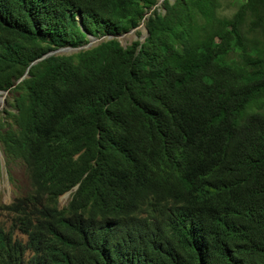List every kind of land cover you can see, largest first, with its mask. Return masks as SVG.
I'll list each match as a JSON object with an SVG mask.
<instances>
[{"label": "trees", "instance_id": "trees-1", "mask_svg": "<svg viewBox=\"0 0 264 264\" xmlns=\"http://www.w3.org/2000/svg\"><path fill=\"white\" fill-rule=\"evenodd\" d=\"M158 3L0 0V264H264V0Z\"/></svg>", "mask_w": 264, "mask_h": 264}, {"label": "rangeland", "instance_id": "rangeland-1", "mask_svg": "<svg viewBox=\"0 0 264 264\" xmlns=\"http://www.w3.org/2000/svg\"><path fill=\"white\" fill-rule=\"evenodd\" d=\"M222 2L226 3V0H222ZM231 13L232 9L223 7V5L221 6L220 15L229 17ZM139 30L141 31L140 35H142V30ZM136 38H138L136 31H133L132 33L118 37V40L122 46H126ZM96 43H98L97 40H92L90 46ZM2 97L3 95L0 94V134H3L8 127L7 124L11 123L6 111H11L10 103L12 97L8 94L3 102ZM29 190L30 186L24 164L21 161L8 159L4 152V146L0 142V229L10 231L12 228L13 216L3 207L10 205L15 199L24 196ZM68 199L69 196L60 198L59 206L63 207L66 205ZM16 236L23 240L20 234L17 233Z\"/></svg>", "mask_w": 264, "mask_h": 264}, {"label": "water", "instance_id": "water-1", "mask_svg": "<svg viewBox=\"0 0 264 264\" xmlns=\"http://www.w3.org/2000/svg\"><path fill=\"white\" fill-rule=\"evenodd\" d=\"M163 0H159V3L160 2H162ZM158 3V4H159ZM139 29H141L142 30V32H143V34L140 36V38H139V40L141 41V42H143V40L145 39V37L147 36V31H146V29H145V27L144 26H141ZM133 32V30L132 31H130L129 33H132ZM125 35V34H124ZM123 36V35H122ZM89 38V43L85 46V47H88V46H90V42H92V40H96V39H94V38H91V37H88ZM76 50H78V49H72V48H61V49H58V50H56V51H54V52H50V53H48V54H45L44 56H42L41 58H39V59H37V60H35V61H33L32 62V65L33 64H35V63H37V62H40L41 60H44V59H46L47 57H49V56H51V55H53V54H67V53H71V52H75ZM26 76V75H25ZM21 81V79L20 80H18L17 82H16V84L18 83V82H20ZM0 94H2L3 95V97H2V102L4 101V99L6 98V96L8 95V91H0ZM76 190V187L75 188H73L72 190H70V191H68L67 193H65L64 195H62L61 196V198H63V197H66V196H69L73 191H75ZM60 200V199H59Z\"/></svg>", "mask_w": 264, "mask_h": 264}, {"label": "clouds", "instance_id": "clouds-1", "mask_svg": "<svg viewBox=\"0 0 264 264\" xmlns=\"http://www.w3.org/2000/svg\"><path fill=\"white\" fill-rule=\"evenodd\" d=\"M61 198V197H60Z\"/></svg>", "mask_w": 264, "mask_h": 264}]
</instances>
